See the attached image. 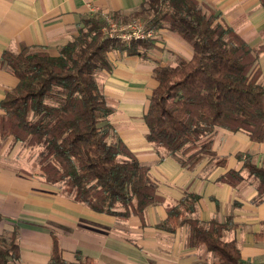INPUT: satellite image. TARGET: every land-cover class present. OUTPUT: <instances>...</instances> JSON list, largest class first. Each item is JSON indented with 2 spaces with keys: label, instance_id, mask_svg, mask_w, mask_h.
<instances>
[{
  "label": "trees",
  "instance_id": "trees-1",
  "mask_svg": "<svg viewBox=\"0 0 264 264\" xmlns=\"http://www.w3.org/2000/svg\"><path fill=\"white\" fill-rule=\"evenodd\" d=\"M137 18L148 29L167 28L190 45L188 60L174 66L157 65V82L142 119L146 140L181 166L192 168L204 157L214 156L211 138L216 128L242 131L250 140L264 142V85L259 57L262 46L251 47L219 14L198 0H143L139 9L117 15L128 22ZM100 16H88L78 24L77 35L59 48L57 56L45 50L23 48L4 51L0 63L17 78L16 86L0 101V136L35 151L37 175L49 186L62 184L61 193L90 210L120 219L143 216L149 206L163 203L149 167L141 164L117 140L108 123L107 105L96 73L113 71L111 52L146 57L150 40L122 43L102 33ZM248 160L244 168L256 180L257 199L264 197V167ZM218 165H225L220 159ZM222 182L237 185L242 176L229 170ZM196 194H186L166 207L159 228L174 231L187 226L186 247H203L216 260L209 264L244 262L234 241L222 239L225 224L216 219L204 223L192 218ZM1 219V217H0ZM15 236H0V264L17 260ZM49 264H95L86 257L68 263L52 234ZM208 264V263H199ZM264 264V262L259 263Z\"/></svg>",
  "mask_w": 264,
  "mask_h": 264
},
{
  "label": "crops",
  "instance_id": "crops-1",
  "mask_svg": "<svg viewBox=\"0 0 264 264\" xmlns=\"http://www.w3.org/2000/svg\"><path fill=\"white\" fill-rule=\"evenodd\" d=\"M142 1L0 0V60L4 51L17 53L24 47L57 56L59 48L77 35L82 19L105 14L115 19L139 9ZM198 1L219 14L251 47L264 48V0ZM158 32L167 33L166 46L163 49L159 42L153 43L157 50L147 58L152 63L139 56L111 52L113 71H99L95 77L112 109L107 118L114 131L110 139L124 143L141 164L149 167V177L163 203L147 207L143 216L126 220L94 212L63 195L59 188L46 185L27 152L16 157L15 150L25 148L0 136V236L6 242L15 236L19 248L18 259H10L8 264H49L52 234L68 263L86 257L95 264L212 263L216 257L205 248L186 247V225L174 231L158 227L166 217V207L189 193L198 196L192 218L225 224L222 239L236 243L244 262H264V197L257 199L256 180L244 168L248 162L244 155L264 167V142H254L242 131L216 128L211 138L214 156L187 168L145 138L147 127L142 117L157 85L154 68L177 64L168 61L170 54L174 59L175 52L178 60H188L192 53L177 34L164 28ZM259 67L264 80V51ZM17 81L0 63V101ZM220 159L225 165L216 163ZM229 170L240 172L239 184L221 181Z\"/></svg>",
  "mask_w": 264,
  "mask_h": 264
},
{
  "label": "built area",
  "instance_id": "built-area-1",
  "mask_svg": "<svg viewBox=\"0 0 264 264\" xmlns=\"http://www.w3.org/2000/svg\"><path fill=\"white\" fill-rule=\"evenodd\" d=\"M101 19L104 22L102 32L109 38L120 39L122 42H131L132 40H142L152 38L153 29L145 27L144 22L140 20L132 21L125 26H118L117 22L110 15H103ZM120 33V34H118Z\"/></svg>",
  "mask_w": 264,
  "mask_h": 264
},
{
  "label": "rangeland",
  "instance_id": "rangeland-1",
  "mask_svg": "<svg viewBox=\"0 0 264 264\" xmlns=\"http://www.w3.org/2000/svg\"><path fill=\"white\" fill-rule=\"evenodd\" d=\"M217 14V13H216ZM116 22H117V24H118V26L120 27V26H125V25H127V24H129V23H131L132 21H135V20H140L141 22H144L143 21V19H141V18H137V19H134V20H131V21H128V22H122V21H120V19H118V20H116V19H114ZM103 24H104V22H103ZM104 26V25H103ZM103 28V27H102ZM164 29H166V30H168L169 32H171V33H173V34H175L174 32H172V31H170L169 29H167V28H164ZM153 31H154V33H153V35H152V38H148V40H150L151 42H152V44L154 43V42H159L161 45H162V47L161 48H165V46H166V44L164 43V41H165V38L167 39V33L166 32H158V29H153ZM103 33V32H102ZM118 34H120V33H118ZM103 35L105 36V37H107L104 33H103ZM107 38H109V37H107ZM110 39H113V40H118V41H120V39H116V38H110ZM142 40H147V39H142ZM141 39L140 40H132L131 42H135V41H142ZM122 42V41H121ZM131 42H125V44H130ZM122 43H124V42H122ZM185 44H187V43H185ZM188 45V44H187ZM189 46V48L191 49V47H190V45H188ZM155 47V48H154ZM157 50V48H156V46L153 44V48H151V49H149L148 51H147V53H146V57H144L143 58V60L145 61V62H147V63H152L153 61L151 60V59H147V58H149L148 57V54L149 55H153V50ZM165 54H166V56H168V52H165ZM176 54V55H175ZM175 54L173 53V55H175V56H173L174 57V59L172 58V54H170V58H168L169 60V64H173V63H176V62H178L179 60H178V58H179V56H178V54L175 52ZM183 56H185V55H183ZM122 57V56H121ZM124 57V56H123ZM142 60V59H141ZM142 60V61H143ZM260 82L261 83H263L264 82V80L263 79H261L260 80ZM111 137H112V135H111ZM8 139H11V138H8ZM110 141L111 142H114V140H111L110 139ZM16 144H20L21 146H23L25 149H23V150H21L20 149V147H19V149H18V151H16L15 150V154H16V157H19L22 153H23V151H25V152H27V158L31 161V162H35V151H33V150H31V149H29V148H27V147H25L23 144H21V143H16ZM20 153V154H19ZM34 164H36V162L34 163ZM56 188H59L60 190H62V188H63V186H62V184H56V185H54Z\"/></svg>",
  "mask_w": 264,
  "mask_h": 264
}]
</instances>
